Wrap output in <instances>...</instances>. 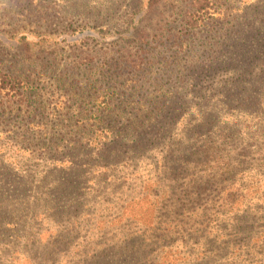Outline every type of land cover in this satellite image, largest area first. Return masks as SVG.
Instances as JSON below:
<instances>
[{"label": "rangeland", "instance_id": "obj_1", "mask_svg": "<svg viewBox=\"0 0 264 264\" xmlns=\"http://www.w3.org/2000/svg\"><path fill=\"white\" fill-rule=\"evenodd\" d=\"M145 1L0 0V72L19 93L0 83V264H264V107L257 95L245 110L193 96L196 85L233 82L237 72L251 88L264 84V0H211L189 55L177 64L172 41L154 43L145 73L129 75L113 52ZM86 5L100 10V22ZM176 7L165 13L173 33L188 9ZM86 57L96 72L75 69ZM108 61L119 68L107 74ZM203 65L212 66L207 77L197 76ZM132 86L133 104L114 131L154 101L163 129L108 162L110 136L91 124L106 89ZM207 107L212 127L197 146L205 140L208 154L195 176L172 174L171 151L190 137L181 124ZM77 130L96 142L74 151L71 172L52 173L53 159L70 154L59 144L56 155L50 142Z\"/></svg>", "mask_w": 264, "mask_h": 264}, {"label": "trees", "instance_id": "obj_2", "mask_svg": "<svg viewBox=\"0 0 264 264\" xmlns=\"http://www.w3.org/2000/svg\"><path fill=\"white\" fill-rule=\"evenodd\" d=\"M210 2L211 0H146L144 4L141 3V6L136 9L138 12L141 11L140 20H138L135 25H132V20L124 23L128 24L126 26L127 29L125 32L121 31L119 34L125 35L121 38L126 39H122L120 43H116L118 48L113 52L114 56L112 57V60L117 59V63L120 64L129 75L139 76L140 73H145L146 69L153 62L155 56L158 55L152 50V44H163L162 42L166 40L172 41V44L175 47L176 63L179 64V58L181 57L180 54H185V52L187 55L190 54L191 49L187 50L186 44L192 41L191 37L194 36V32L199 30L202 22L208 18L207 15L211 5ZM177 3H185L188 9L184 15L181 16V21L177 26L178 29L173 33V28L171 27L172 22L167 20L165 13L169 12L171 15L176 14ZM86 6L91 10L95 21L100 22V20H98L101 16L99 13L100 10L90 8L88 5ZM69 12L70 11H67L65 13L68 14ZM85 12L86 11L81 12V15H87ZM94 12L96 13L94 14ZM25 47L27 48L26 51L30 53L28 46L26 45ZM211 57V55H208L207 60ZM87 58L88 57L84 59L85 62L83 61L80 63V66H75V69H93L96 72L98 68H94V66L90 67L91 63ZM117 63H114L113 61L104 62V70L107 69L105 72L109 74L114 68L118 69L119 66ZM194 64H198V61ZM210 67L212 69V66H199V69L202 68V74L197 76L206 75L207 77L208 73L211 71ZM192 72H194V70H192ZM99 74L103 75L102 72H99ZM237 74L238 75L233 82L224 81L222 85L214 86L213 83L202 88L198 84L193 89V96L195 99L204 100L205 106H208L212 97H216L222 99L220 102L223 104L232 105L239 110H245L248 106L247 101L257 95L259 100L256 105L258 107H260V105L264 107V84L261 83L260 87L254 86L251 88L249 85L245 84V78H243V75L240 72H237ZM0 83L8 85L10 90L16 92V95L19 94L17 93V90H14L17 83L14 78L0 72ZM117 88L119 89V87ZM157 88L158 93L163 95V87L159 86ZM122 89H124V87ZM133 90H135L134 86L130 87V91L126 90L123 93L115 92V87H109L106 89L102 107L99 108V113L97 112L98 115L94 118V121L91 124L92 126H103L105 128L104 132L107 133V136H110V139L109 137H104L105 141L102 145L105 149L113 147L106 157V159L109 160L108 162H112V160L121 161L124 153H127L129 150H137L141 145L142 147H146L151 140H147V138L155 131L156 125L158 124V118L163 112L159 101H154L150 106H146L145 103L141 102L140 107L138 108V110H140L139 114H136L134 118L129 121H124V123L114 131V125L123 120V111L133 104L131 101V98L133 97L131 92ZM163 97L165 96L163 95ZM149 108H151V110ZM195 112L194 117H192V120H190L188 124H181L182 128H184L182 133H190V137L187 135L184 137L180 136L179 141L183 144L182 149L178 152L177 146L175 145V149L171 151V159L178 167V170L176 169L172 171V174L174 175L183 173L186 177L190 175L195 176V170L199 161L208 154V148L204 145L206 143L205 140H202L198 146L197 143L205 135L204 133L208 132L212 127V123L210 122L212 109L209 110L207 107L206 111H201V113L198 111ZM161 124L157 125V132L163 129ZM81 129L87 130V127L82 126ZM66 130H68V128H65L64 131ZM77 137L79 138L75 139ZM94 142H96V137H94L93 134H80L78 130L75 135L65 133L53 137V140L50 142L51 150L56 155H61L62 153L57 154V151L60 149L58 145L64 144L67 147L66 152L67 154H70V157L61 162L57 161V159H53L54 166L52 173L53 171L71 172L72 169L70 168L73 166L72 160L77 158L74 155V151L77 148L86 150L91 147ZM52 145H56V148H52ZM98 146H100L99 143L93 147L94 149H98ZM96 154L98 159L106 160L104 158L101 159L103 150L100 152L97 150ZM95 161L97 163L96 159ZM73 189L74 185H71L67 191L70 193Z\"/></svg>", "mask_w": 264, "mask_h": 264}]
</instances>
